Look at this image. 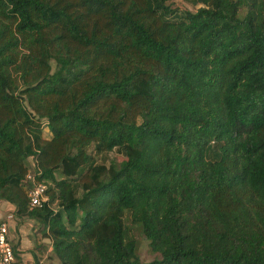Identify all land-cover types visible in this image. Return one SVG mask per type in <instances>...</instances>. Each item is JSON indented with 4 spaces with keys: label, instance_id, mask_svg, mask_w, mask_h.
<instances>
[{
    "label": "trees",
    "instance_id": "1",
    "mask_svg": "<svg viewBox=\"0 0 264 264\" xmlns=\"http://www.w3.org/2000/svg\"><path fill=\"white\" fill-rule=\"evenodd\" d=\"M186 1L0 0V200L60 264H264V0Z\"/></svg>",
    "mask_w": 264,
    "mask_h": 264
},
{
    "label": "crops",
    "instance_id": "2",
    "mask_svg": "<svg viewBox=\"0 0 264 264\" xmlns=\"http://www.w3.org/2000/svg\"><path fill=\"white\" fill-rule=\"evenodd\" d=\"M14 210V205L0 200V220L13 214L8 223L9 237L12 243H17L19 260L24 264H60L52 253L49 239L41 236L39 222L29 218H17Z\"/></svg>",
    "mask_w": 264,
    "mask_h": 264
},
{
    "label": "rangeland",
    "instance_id": "3",
    "mask_svg": "<svg viewBox=\"0 0 264 264\" xmlns=\"http://www.w3.org/2000/svg\"><path fill=\"white\" fill-rule=\"evenodd\" d=\"M167 4H170L171 6H176L179 8V10L187 9L194 11L198 7L187 2L186 0H167ZM42 137L46 139L51 137V133L49 132V129L46 125L42 126ZM89 151H91V149ZM95 157L97 163L99 164L104 163L106 165H109L111 162H120L125 159V157L115 149L110 152L96 154ZM28 162L30 163V166L32 168V163H34V160L32 158H29ZM56 175L58 178H60V174L58 172L56 173ZM80 193L81 191L79 190V194ZM127 225L130 227L129 229L130 235L135 239L137 243L136 253L140 261L149 262L152 261L154 258L158 257L159 255L154 253L150 249L149 241L142 234L140 227L136 224H132L130 221H127Z\"/></svg>",
    "mask_w": 264,
    "mask_h": 264
},
{
    "label": "built area",
    "instance_id": "4",
    "mask_svg": "<svg viewBox=\"0 0 264 264\" xmlns=\"http://www.w3.org/2000/svg\"><path fill=\"white\" fill-rule=\"evenodd\" d=\"M34 167V163H32ZM27 183V196L30 206H39L46 199V184L37 179L33 170H29L24 177ZM13 214H8L6 218L0 220V264H24L16 258L9 237V220Z\"/></svg>",
    "mask_w": 264,
    "mask_h": 264
}]
</instances>
